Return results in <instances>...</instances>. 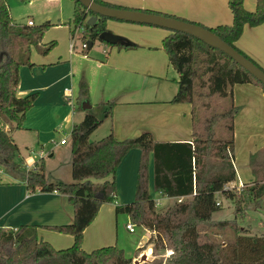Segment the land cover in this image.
I'll use <instances>...</instances> for the list:
<instances>
[{
	"label": "trees",
	"instance_id": "trees-1",
	"mask_svg": "<svg viewBox=\"0 0 264 264\" xmlns=\"http://www.w3.org/2000/svg\"><path fill=\"white\" fill-rule=\"evenodd\" d=\"M73 1L74 26H83L82 38L93 44L98 34L107 29L108 18L101 16L89 27L86 19L92 13L86 12L79 0ZM94 1L127 8L104 0ZM227 3L232 14L230 25L206 27L189 22L209 28L260 67L236 43L246 25L254 27L264 23V0H256L253 11L245 7L244 0H227ZM140 10L185 20L159 11ZM48 24L38 27L18 24L11 18L6 0H0V169H7L23 179L30 192L66 194L73 205V221L49 227L71 235L73 242L57 249L38 237L37 225L0 227V264H132L138 253L147 247L152 248L154 258L143 264H264V235L249 234V229L238 223V217L244 216L248 206L258 207L264 195V148L251 154L249 159L254 176L251 182L245 183L239 192L224 188L236 178L233 132L238 107L232 101V87L252 83L264 92V85L219 49L187 33L169 30L162 45L169 64L177 73L178 86L170 102L191 104L193 139L154 140L150 132L144 131L133 138L119 140L110 132L98 140H90L102 120L86 113L80 122L72 125L69 135L72 182H52L46 178L41 160L35 168L27 169L23 161L16 158L18 147L10 134L12 129L21 128L26 112L36 100V92L17 95L19 68L33 65L31 47L40 46ZM110 46L132 49L137 44ZM48 48H42L41 53L45 54ZM79 93L88 98V85L84 80L80 81ZM216 96L229 98L228 107L202 116L201 111L208 110L211 99ZM100 104L105 116H110L115 101ZM131 148L140 149L135 196L129 203L115 204L114 209L116 214H127L132 224L145 228L150 235L130 257L114 244L85 251L82 248L84 229L95 218L102 203L115 200L116 169ZM150 154L153 188L163 196L177 198L162 212L156 210L149 190ZM217 194L234 203L236 216L233 219L213 218L214 212L220 209ZM226 228L234 233L233 240L212 239V230ZM166 251L169 253L164 256Z\"/></svg>",
	"mask_w": 264,
	"mask_h": 264
},
{
	"label": "rangeland",
	"instance_id": "rangeland-1",
	"mask_svg": "<svg viewBox=\"0 0 264 264\" xmlns=\"http://www.w3.org/2000/svg\"><path fill=\"white\" fill-rule=\"evenodd\" d=\"M202 1L209 2L211 0ZM217 1V3H209H211V6L214 7L221 1L223 4V11H227V0ZM6 2L9 7L11 18L16 21V23L26 24V21L30 19L34 26L38 27L41 24L49 22L48 26L44 28V32L40 38V46L34 45L31 47L30 57L34 62L32 67L35 69L45 68L47 69L46 72L53 76L61 75L67 71L70 72L71 70L68 78L62 80L61 84L56 86V90L60 89L63 93L65 88L72 90L71 102H65L64 98H62V100L64 104H74L75 113L72 116V118H74V122H80L78 121V118L83 111H85V113L93 114L98 119L104 120L106 118L105 109L103 106H101V104L96 103L97 101H93V105L89 108H82V102H89V99L80 95L79 84L81 80H84L88 85V94L90 93V86L87 78L89 75L95 77L97 70L96 63L98 60L97 56L100 55V52L107 54L105 51H107L110 45L107 47L105 46L106 44L104 42L96 39L90 49L82 51L81 43L82 41H88V39L82 38V34L84 33L83 26L76 28L74 26V1L6 0ZM153 2L154 0H147L148 4H152ZM244 2H246V6H250L252 8V11L255 10L256 0H244ZM201 5L203 6L202 8L209 7L208 3H202ZM183 8L186 9L185 6ZM218 8L220 9V7ZM159 12L192 21L188 17L181 16L178 13H170L166 11ZM229 14L230 11L228 10L227 14L223 15L221 19L225 18V16L229 17ZM194 22L209 27L203 21ZM112 23L119 25L118 30L125 31L129 35L127 36L123 33H117L114 31V29L108 26H106V28L118 35L126 37L131 42H135L131 37H135L137 40H139L135 42L137 44L135 49H138L137 51L141 52L145 51V53L141 54L139 61L143 62L147 69L152 70V73L154 74L153 77H155V74L158 76V78L152 82L153 91L159 84V90H161L162 85L166 86L168 90L170 87H173L171 78L175 76V70L169 64L167 53L162 45V38H164L163 36L165 35L160 33V31L169 32V30L164 28H151L147 24L124 21L120 22L118 20L113 21ZM71 32L74 33V37H71ZM140 40L145 43L148 42L147 44L152 45L144 47V45H141ZM71 42L74 44V49L72 50L70 47ZM236 45L243 53L251 57L259 64L260 67L264 69V23L254 27L248 26L247 29H243L239 43H236ZM47 46L49 47L47 52L45 54L41 53V49ZM41 64L46 65L42 66ZM23 67L26 69V66ZM41 74L42 72L37 70L36 76L38 77ZM159 77H164L166 80H161ZM247 87L251 86L247 83H244L235 84L232 88V101L233 104L238 107V112L234 117L233 132V164L236 170V178L235 184L233 181L230 182V185L232 186L240 185V183L245 185L244 182H249V180L253 179L254 176L249 164V159L251 158V154L258 153L264 148V98L261 100V98H259L256 94L245 90ZM92 98L94 99L95 97L92 96ZM229 103V98L216 96L211 99L210 108L208 110H202L201 115L203 116L205 114L221 112L228 107ZM88 104L90 105V103ZM166 107L167 106H163V104H116L113 106L111 115L108 118L109 120L111 119L112 126L114 125L121 128L127 127V130H130L127 133V137L125 138H133L138 136L140 133L147 131L151 133V136L154 140H167L175 138L176 135H169L166 133L164 125L169 124V122L173 120V118L167 117V114L165 113L166 111L164 110L168 108ZM55 109V107H50L45 112V114H48L47 120H53L52 116ZM109 120H107V122L102 121L103 123L91 133L90 140H98L110 133ZM72 123V121H69V124L65 125L63 115L60 118L54 120V124L52 125L51 129V141L48 142L49 144L44 143L43 146L32 143L30 138L28 139L26 137L23 139L21 137L23 134L21 132H17L15 129L10 131V134L18 147V154L16 158L20 159V155H24L25 157L30 156L34 160H43L45 162V175L48 180L51 181L52 178H59L63 181H70V170L69 167L66 166L67 161L65 160V155L68 154L67 151L70 150L69 135L71 132ZM141 125H143L144 130L141 129ZM146 129H149L150 131ZM217 134L219 135V133ZM62 138L67 139V143L64 144L60 149L54 147L53 153L51 149L53 143L51 144V142H58ZM40 151L41 155L39 154ZM138 151L139 161L140 149H138ZM50 153H53V155L48 156ZM150 160L152 162L151 154ZM12 179L13 178L11 177V172L9 170L4 168L0 169V182H5L7 180L11 181ZM5 189V186H0V193L4 192ZM149 190L153 199L158 201L160 200L159 204L156 203L157 211H164L173 202L172 200L169 201L167 198L163 197L153 188V186H150ZM217 195V198L220 202V209L214 212V218L218 220L233 219L236 216L234 213V203L223 195ZM134 196L135 186L133 190V198L131 200L134 199ZM118 200V198H115V200L112 202L102 203L98 212L100 211V208L103 210L110 208L111 213L114 214V202L117 201L115 204H123L119 203ZM127 222L131 223L129 216L125 213H119L117 215V220H114L113 223L111 221V238L109 240L110 244H114L119 248H122L124 254L130 257L134 254V251L138 249L143 228L139 225L133 224L135 230L129 232L125 228V224ZM238 223L241 227L248 228L249 234L264 235V195L262 196L258 207H254L253 205L248 206L244 216L238 217ZM104 224L107 226L109 232L108 221H105ZM211 237L215 241L230 242L233 240L234 233L232 232L231 228L212 230ZM147 248L148 249L146 253H144L145 255L150 254V251L152 250L151 247ZM168 253L169 252L166 251L164 256H167ZM153 258L154 256L151 252V254L148 255L147 261L152 260ZM143 263L144 262L141 264Z\"/></svg>",
	"mask_w": 264,
	"mask_h": 264
},
{
	"label": "crops",
	"instance_id": "crops-1",
	"mask_svg": "<svg viewBox=\"0 0 264 264\" xmlns=\"http://www.w3.org/2000/svg\"><path fill=\"white\" fill-rule=\"evenodd\" d=\"M104 1L132 9H149L154 11L178 13L181 16L188 17L192 21H203L209 27H215L220 24L230 25L232 23V14L228 7V3H226V6L227 11H230V16H225V18L223 19H221V17L223 15H226L227 11H223V4L221 3V1L214 7H212V4L209 3H217V0H211L209 2H203L202 0H154L152 4H148L147 0ZM202 3H208L209 7L202 8ZM244 5L246 8L248 7V10L252 9L250 6H246V2H244ZM184 6L186 7V9L183 8ZM218 7H220V9ZM29 20L30 19L26 21V24H28ZM113 21L116 20L107 19L106 26L114 29V31L117 33H123L127 36L129 35L125 31L118 30L119 25H117L116 23H112ZM32 25L34 26L33 23ZM150 27L161 28L156 26ZM247 28L248 25L244 27V29ZM160 33L166 36L168 34V31H160ZM131 38L135 42L139 41L135 37ZM140 42L141 45H144V47L152 45L147 44L148 42L145 43L141 40ZM237 43H239V40L237 41ZM105 46L108 47L109 45L106 44ZM91 47H88V49H90ZM137 50L138 49L135 48L125 49L118 48L117 46H110L107 51H105V53L107 54L100 52V55L97 56L98 60L96 63L97 70L95 73V77L89 75L87 78L90 86V93L88 94V103H90V107L93 105V101H97L96 103L99 104L106 101H115V105L163 104V106L168 107H166L167 109H164L166 111L165 113L167 114V117L173 118V120L170 121L169 124L164 125L166 133H168L169 135H176L175 138L167 139L164 141H191L194 137L192 130L191 105L187 103L170 102L171 98L176 93L178 88L175 81L177 78L176 71L175 76L171 78L173 87H170L168 90L166 86L162 85L161 90H159V84L153 91L152 82L153 80H156L158 76L157 74H155V77H153L154 74L152 73V70L147 69L144 63L139 61L141 54L145 53V51L141 52ZM30 61L34 65L31 57ZM41 65L44 66L46 64ZM23 66H26V69ZM32 66H20V80L16 88V92L19 96H24L29 93L36 92L37 97L33 103V106L26 112L21 128L15 130L23 134V136H21L23 139L26 137L28 139L30 138L32 143L43 146L44 143H48L49 141H51V129L52 125L54 124V120L60 118L63 115L65 125L69 124V121H72V127V125L75 123L73 120L74 118H72L75 113L74 104H69V106L67 104H64L62 100V98H64L65 102H68V99H66L65 96V89L69 88H65L64 93L60 89L56 90V86L60 85L62 80L68 78L71 70L70 72L67 71L64 74L53 76L49 75V73L46 72L47 69L45 68L35 69ZM37 70L42 72V74L38 77L36 76ZM159 79L166 80V78L164 77H159ZM247 84H249L251 87H247L245 90L256 94L259 98H261V100L262 98H264V92L261 87L252 83ZM92 96L95 98L93 99ZM50 107L56 108L53 111L52 121L47 120L48 114H45V112ZM85 114V111H83L79 116L78 121H81ZM108 117H106L102 121L107 122V120H109ZM109 122V130L113 135L116 136H114L116 139L121 140L127 137V133L130 131L127 130V127L121 128L114 125L112 126L111 119L109 120ZM140 127L144 130L143 125H141ZM13 130L14 129H12L11 131ZM60 141L61 139L58 142H51V144L53 143L51 147L53 153L54 147L60 149L64 144L67 143L66 142L61 144ZM67 152L68 154L65 155V160L67 161L66 166L69 167L71 176L70 150ZM53 153H50L48 156H52ZM39 154L41 155V151L39 152ZM138 157V149H130L125 154L124 158H122L116 169V199H119V203L125 204L132 201L131 199L133 198L134 186H136V176L139 163ZM18 160L23 161L27 169L35 168V164L40 161L34 160L30 156L25 157L24 155H20V159L18 158ZM42 162L44 163L45 168V162L43 160ZM11 177L13 178L11 181L7 180L5 182H0V186L6 187L5 191L0 193V227L15 228L23 224L37 225L38 237L50 242L53 247L58 249L70 246L73 242V238L71 235L57 232L49 227L53 225L69 224L73 221L74 209L72 203L68 199V196L57 191L30 192L27 189L26 183L23 179L13 173H11ZM58 179L52 178L51 181L72 182V177L70 181H63ZM251 180H249V182H251ZM148 182L149 188L150 186H153V166L151 160H149ZM233 183L235 184V180L233 181ZM163 197L167 198L169 201H174L177 199L167 196ZM116 202L117 201L114 202V206ZM117 215L118 214H116L115 211L114 214L111 213L110 208H106L104 210L100 208V211L98 212L96 217L84 229L82 248L85 251H91L101 246L112 245L110 244L109 240L111 238L110 227L111 221L113 223L114 220H117ZM105 221H108L109 232L107 226H105L104 224ZM128 231L132 232L130 230ZM149 234L150 232L143 228L142 234L140 236L141 241L138 244V248L146 242ZM147 249L148 248L140 251L137 255V258H134L133 260L139 259V257L143 253H146ZM151 252L152 250L150 251V254Z\"/></svg>",
	"mask_w": 264,
	"mask_h": 264
},
{
	"label": "water",
	"instance_id": "water-1",
	"mask_svg": "<svg viewBox=\"0 0 264 264\" xmlns=\"http://www.w3.org/2000/svg\"><path fill=\"white\" fill-rule=\"evenodd\" d=\"M79 2L86 8V12L92 13L89 14L86 23L89 27L93 26L97 22L98 18L102 16L118 21L147 24L161 27L170 31L184 32L224 52L264 85V70L258 67L254 62H252L234 47L222 40L209 28L175 17L148 12L140 9L110 7L101 5L94 0H79ZM97 39L110 45H129L131 43V41L126 37L118 35L109 29L101 31L98 34ZM87 44L88 47H91L92 41L88 40ZM89 107L90 105L88 104V101L82 102L83 109ZM147 260V255L143 253L139 257V259H135L132 264H141L142 262H146Z\"/></svg>",
	"mask_w": 264,
	"mask_h": 264
},
{
	"label": "built area",
	"instance_id": "built-area-1",
	"mask_svg": "<svg viewBox=\"0 0 264 264\" xmlns=\"http://www.w3.org/2000/svg\"><path fill=\"white\" fill-rule=\"evenodd\" d=\"M32 23L33 22L31 20L28 21V24L29 25H32ZM71 37H74V33L73 32L71 33ZM70 47H71V50L74 49L73 42H71ZM81 49H82V51L88 49L87 41H82V43H81ZM65 96H66V99H68V102L69 101L71 102V90L70 89H65ZM66 142H67V139H65V138L61 139V141H60L61 144L66 143ZM243 186H244V184H242V183H240V185H236V187H234V186L230 185V183H228V184H226L224 186V188L225 189H231V190H234L236 192H239L242 189ZM155 202L159 204L160 200L159 201L158 200H155ZM218 204H220V203L218 202ZM126 228L128 230H130V231H134V225L132 223H127L126 224Z\"/></svg>",
	"mask_w": 264,
	"mask_h": 264
}]
</instances>
